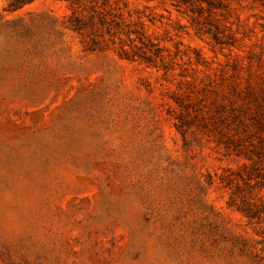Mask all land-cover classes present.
I'll list each match as a JSON object with an SVG mask.
<instances>
[{
  "label": "rangeland",
  "instance_id": "obj_1",
  "mask_svg": "<svg viewBox=\"0 0 264 264\" xmlns=\"http://www.w3.org/2000/svg\"><path fill=\"white\" fill-rule=\"evenodd\" d=\"M0 264H264V0H0Z\"/></svg>",
  "mask_w": 264,
  "mask_h": 264
},
{
  "label": "trees",
  "instance_id": "obj_2",
  "mask_svg": "<svg viewBox=\"0 0 264 264\" xmlns=\"http://www.w3.org/2000/svg\"><path fill=\"white\" fill-rule=\"evenodd\" d=\"M248 213V212H247Z\"/></svg>",
  "mask_w": 264,
  "mask_h": 264
}]
</instances>
